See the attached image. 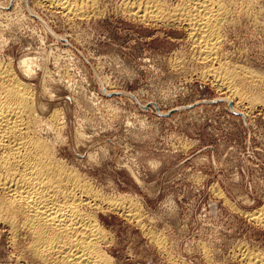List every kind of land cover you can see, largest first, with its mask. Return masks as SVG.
Wrapping results in <instances>:
<instances>
[{
  "label": "rangeland",
  "instance_id": "1",
  "mask_svg": "<svg viewBox=\"0 0 264 264\" xmlns=\"http://www.w3.org/2000/svg\"><path fill=\"white\" fill-rule=\"evenodd\" d=\"M138 1L77 0L85 15L72 16L49 0H0V63L33 85L44 116L58 112L61 125L43 135L59 156L104 194L140 204L138 221L100 212L116 264H255L264 101L240 100L203 69L264 73V0H233L253 15L222 26L215 62L197 58L183 20L131 15ZM27 59L31 76L20 70ZM16 245L0 228V264L26 263Z\"/></svg>",
  "mask_w": 264,
  "mask_h": 264
},
{
  "label": "bare ground",
  "instance_id": "2",
  "mask_svg": "<svg viewBox=\"0 0 264 264\" xmlns=\"http://www.w3.org/2000/svg\"><path fill=\"white\" fill-rule=\"evenodd\" d=\"M49 1L72 16L85 15L82 3L79 6L77 0ZM181 1L170 8L157 0H140L131 3L129 12L148 21L164 17L183 20L191 30L201 61L218 60L223 43L221 28L226 22L242 13L253 15L250 3L239 9L233 7V0ZM32 63L23 60L20 70L31 76ZM228 63L209 66L203 69V75L212 77L240 100L264 101V73L243 66L231 67ZM251 89L259 90L263 97L261 94L254 98ZM36 95L31 83L22 80L10 65L0 63V228L8 231L13 244L19 245L18 238L22 237L20 252L16 251L19 261H26L25 264L31 260L38 264H116L109 252L111 234L101 222L100 212L119 210L138 221L140 204L132 201L133 197L104 194L85 174L59 156L55 141L43 133L59 127L61 117L56 110L44 116ZM249 215L264 223V206ZM155 240L162 244L163 239ZM248 259L264 264L260 255Z\"/></svg>",
  "mask_w": 264,
  "mask_h": 264
}]
</instances>
